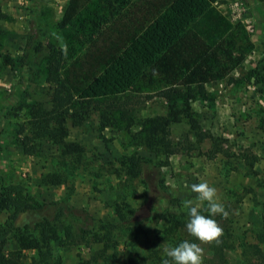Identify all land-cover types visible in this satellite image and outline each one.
I'll use <instances>...</instances> for the list:
<instances>
[{
  "label": "rangeland",
  "instance_id": "rangeland-1",
  "mask_svg": "<svg viewBox=\"0 0 264 264\" xmlns=\"http://www.w3.org/2000/svg\"><path fill=\"white\" fill-rule=\"evenodd\" d=\"M257 1L264 10V0ZM68 2L0 0L6 14L0 18V96L19 79L6 58L22 53L37 5L56 48L67 50L73 45V28L61 25ZM216 6L230 20L246 57L227 75L209 82L207 93L192 101L212 139L197 141L184 120L172 124L169 133L175 142H185L187 149L170 156L157 154L133 139L118 114L114 125L100 130L99 112H93L82 125L68 123V139L85 147L82 157H65L61 146L50 141L27 155L20 146L19 130L28 106L9 114L5 127H0V184L22 183L33 200L43 204L41 210L22 216L31 222L19 226L20 232L39 239L41 247L21 250L19 264H79L90 258L92 264H123L129 254L130 228L138 230L142 246L147 234L158 240L153 249L163 255L162 248L169 244L162 236L170 215L189 216V201L208 213L207 202L199 201L191 189L201 181L216 189V200L227 211V216H215L222 234L199 245L202 264H264V41L256 31L258 12L253 0H220ZM141 87L139 115L166 113V100L158 93L161 84ZM50 92L41 62L32 72L23 102L41 101L50 107ZM148 93L153 97L146 98ZM139 128L136 124L132 130ZM131 155L157 165L165 189L157 185L156 172L146 175L149 188L140 175H129L128 164L121 160ZM53 177L59 181H52ZM7 218L8 212L0 209V224ZM17 231L7 244L11 251L20 249ZM219 239L225 240L223 248L214 245Z\"/></svg>",
  "mask_w": 264,
  "mask_h": 264
},
{
  "label": "trees",
  "instance_id": "trees-1",
  "mask_svg": "<svg viewBox=\"0 0 264 264\" xmlns=\"http://www.w3.org/2000/svg\"><path fill=\"white\" fill-rule=\"evenodd\" d=\"M219 1L69 0L61 20L62 26L74 30V43L67 50L53 44L50 26L37 5L32 9L22 53L6 58L19 79L0 96V127H5L13 110L16 113L27 105L28 115L19 130L22 151L33 155L43 141H50L61 146L63 156L78 158L86 150L79 142L68 139V123L82 125L93 112H99L100 130L114 125L118 114L133 139L157 154L170 156L187 149L185 142H175L169 133L172 124L184 120L197 141L212 139L213 135L201 125L192 101L207 93L209 82L227 75L246 57V51L237 45L230 20L216 6ZM253 3L258 12L256 31L264 41V10L257 0ZM5 17L0 5V18ZM41 62L51 88L50 107L41 101L23 102L32 72ZM154 84H161L158 93L166 100V113L141 117V86ZM136 124L140 128L134 132ZM121 162L128 164L129 175H140L147 188L150 183L146 175L156 172L157 185L165 189L159 167L150 165V160L131 155L124 156ZM51 180L59 181L57 177ZM42 208L43 204L34 201L22 183L0 184V209L8 212V218L0 224V264H19L21 250L41 247L39 239L21 233L19 226L31 222L23 219L24 214ZM188 219L183 214L170 215L163 240L169 245L183 240L200 245L201 241L187 231ZM16 228L20 249L11 251L7 244ZM44 234H48L47 229ZM138 236V230L129 229V254L123 264H162L163 255L153 249L159 245L158 240L147 234L142 246ZM224 243L219 239L214 245L223 248ZM49 244L50 240L46 245ZM92 263L93 258L79 262Z\"/></svg>",
  "mask_w": 264,
  "mask_h": 264
},
{
  "label": "clouds",
  "instance_id": "clouds-1",
  "mask_svg": "<svg viewBox=\"0 0 264 264\" xmlns=\"http://www.w3.org/2000/svg\"><path fill=\"white\" fill-rule=\"evenodd\" d=\"M199 201H206L208 207L205 215L197 206L189 201V219L187 231L201 242H210L222 234V226L215 218L216 214L227 216L224 205L216 200V189L207 181L191 185ZM162 264H202L203 249L195 241L183 240L175 245H165L162 248Z\"/></svg>",
  "mask_w": 264,
  "mask_h": 264
}]
</instances>
